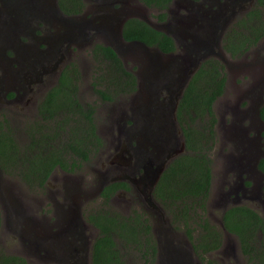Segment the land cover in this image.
I'll return each instance as SVG.
<instances>
[{"label":"rangeland","instance_id":"rangeland-1","mask_svg":"<svg viewBox=\"0 0 264 264\" xmlns=\"http://www.w3.org/2000/svg\"><path fill=\"white\" fill-rule=\"evenodd\" d=\"M31 2L0 0V5L7 10V19L0 18V119L7 121L19 147L26 144L25 132L29 126L40 122L38 106L45 94L57 85L60 74H45L42 81H37L36 71L26 77V72L30 73L29 70L34 68L33 54L37 47L32 44V35L26 33L31 21L14 14ZM127 8L158 29L173 33L178 42L192 41L187 34L190 24L193 25L190 19L172 20L162 25L155 22L157 9L144 6L139 0H130ZM70 19L73 18L66 17L63 35H67L71 22H80L77 18ZM54 29H51L52 33ZM102 34L79 37L77 40L82 43L70 44L66 58L57 69L72 72L77 69L81 104H96L94 119L102 140L101 147L75 172L54 169L41 188L28 186L14 171L4 173L0 169V253L20 256L26 264H90V248L98 230L86 221L85 215L103 208L99 197L102 187L112 180H119L127 183L129 190L117 192L110 199L108 209L123 215L137 210L149 220L157 248L154 264H248L237 238L222 227L224 207L233 203L222 197L225 187L221 189V183L232 161L231 151H241L238 143L248 141L260 147L264 140V121L259 116L264 107V38L241 58H231L225 52L218 56L225 65L226 85L213 104L216 134L211 152L212 186L205 217L220 230L222 245L201 260L192 252L183 230L172 223L167 211L152 198L149 206L141 193L142 187H134L124 180L131 177L126 169L137 145L130 141L131 137L136 136L137 142L139 140L145 146H154L152 136L155 132L151 129L156 128L158 138L170 143L168 150L174 149L175 144L182 145L181 130L175 118V101L165 106L161 96H157L165 93L162 85L168 90L181 85L170 76L176 68L168 65V59L153 48L143 50L135 45L123 46L117 54L124 68L135 75L136 90L123 95L122 103L120 99L99 103L94 93L99 65L93 59L91 49L96 44L112 46V37L109 35L108 38L105 32ZM87 36L89 41L84 42ZM16 52L20 54L19 60ZM49 75H53L52 81H47ZM12 76L26 83L20 81L17 85ZM125 103L127 109L122 106ZM49 128L50 124L46 123L44 133L49 132ZM141 157L144 160L148 154L142 151ZM149 159L154 161L153 156ZM122 253L127 264H142L135 252L128 249Z\"/></svg>","mask_w":264,"mask_h":264},{"label":"trees","instance_id":"trees-1","mask_svg":"<svg viewBox=\"0 0 264 264\" xmlns=\"http://www.w3.org/2000/svg\"><path fill=\"white\" fill-rule=\"evenodd\" d=\"M140 1L158 9L170 4V0ZM79 6L80 0H66V13H78ZM164 18V13L159 15V20ZM121 35L125 41H139L164 53L175 49L169 35L140 19H128ZM263 38L264 0H255L228 27L222 48L231 58L240 57ZM94 46L91 54L99 65L94 91L97 98L114 101L119 94L135 92L136 77L124 68L116 52L103 44ZM79 82L77 69L61 71L57 85L38 106L40 122L32 123L25 132L28 139L24 147L18 146L7 121L0 119V169L4 173L14 171L28 186L41 188L54 169L74 172L100 149L102 140L94 119L96 104H81ZM224 86V68L216 58L204 60L192 74L175 108L184 151L168 162L151 191V198L183 230L192 252L201 260L222 245V234L205 217V211L212 185L211 152L216 134L213 104ZM46 123L50 128L44 133ZM120 189L127 191L129 186L124 181L103 186L99 193L103 208L85 215L86 221L98 230L90 250V264H127L122 250L128 249L139 256L142 264H154L157 248L149 220L137 210L123 215L108 209L110 199ZM221 223L227 233L237 237L248 264H264V220L258 214L231 206L222 213ZM0 264L26 261L1 252Z\"/></svg>","mask_w":264,"mask_h":264},{"label":"flooded vegetation","instance_id":"flooded-vegetation-1","mask_svg":"<svg viewBox=\"0 0 264 264\" xmlns=\"http://www.w3.org/2000/svg\"><path fill=\"white\" fill-rule=\"evenodd\" d=\"M80 1L81 6L77 7V10L79 11L78 13H66V0H32V2L21 12H16L14 14L15 17L19 16L18 18L20 19L27 18L31 21L30 30H27L26 33L32 35V44L37 47V51L33 54L34 60H36V62H34V68L29 70L30 73L26 72V77H30L32 73L36 71L37 75H39L37 81H42V77H44L43 75L45 74L61 73V70L57 69L60 64L62 65L63 60L66 58V49L69 48L70 44L82 43L77 39L87 34L94 35L99 32L101 35L102 32H105L108 38H110V35L112 37L110 38L112 41L110 42L112 45L110 47L116 52V54L119 49H122L123 46L125 47L130 43L131 45L134 44L141 46L143 50H147L140 42L134 40L125 41L121 35L122 28L128 19H140L152 28L169 35L174 41L175 49L168 53L161 52L156 47H148V49H155L158 53L168 59V65H173V67L176 68V71L172 72L170 76L176 83L183 84L182 86L179 85L173 87L170 90L162 85V89L165 93H158L157 96H161L162 103L167 104L165 106L170 105L172 100L175 101L174 105L177 104L192 74L207 58H216L223 65L225 72L224 62L219 59L222 52H225L222 48V40L225 37L228 27L237 18L236 15L240 12L243 14L248 11L255 2V0H170L168 8H154L158 11V15H156L155 19V22L158 24L165 25L171 23L172 20H186L187 18L193 21V25L190 24L187 30V34L191 37L192 41L188 42L183 40L178 42L173 33L158 29V27L148 23L147 20L137 16L133 11L129 10L127 7L130 0ZM139 2L141 1L139 0ZM69 7L71 6L69 5L68 8ZM6 12V8H3L0 5L1 19H7ZM163 13L166 14L164 20H159V15ZM66 17L73 19L77 18L76 20L79 19L80 22H71L67 35H63L65 31L64 22H66ZM73 19H70V21ZM17 27L18 25L15 29H17ZM54 27L56 29H54ZM51 29H54L53 33L51 32ZM61 29H63L62 33L60 31ZM88 41L89 39L87 36V41L84 42ZM260 41L261 40H259L257 44ZM42 46L45 47L40 49ZM251 49H249L244 55L235 57L234 59L245 56ZM211 53H213V55H209ZM17 56L19 60L20 54H17ZM47 77V81H52L53 75ZM58 77L59 75L57 76V82ZM12 79L17 85H20V81L26 83L19 77L12 76ZM159 79L160 77L158 80ZM123 95L127 94H119L115 99H120V103H122L124 100ZM99 103H102V101L99 100ZM122 106L124 109L128 108L126 103ZM259 116L260 119L264 121V107L260 109ZM112 121H115V119L112 118ZM151 130L155 131V128H152ZM126 138L128 139V137ZM181 139V146L178 144L174 145L179 146L177 152L172 151L167 154V152L172 149L171 148L167 151V148L170 146V143H167L163 151L156 155L153 146H145L142 144V149H139L140 146L138 143H140V141L138 140L137 142L136 136L131 137L130 141L137 145L133 150L132 161L128 165L126 171H128L131 176H138L140 174L142 171L141 166L143 165L141 157L142 151L148 154V158L153 156L154 161L151 163V168H154L160 161L164 162L165 167L172 158L184 151L182 132ZM238 145L241 151H231L232 161L229 163L228 171L225 174L226 178H224L221 183V189L225 187L222 197L227 200L231 199L233 203L225 206L224 210L231 206H242L254 211L264 220V140L260 147H258L257 144L253 145L248 141L246 143H238ZM254 154L256 155L253 156ZM121 190L123 189H120V191ZM259 202H262L260 206L258 205ZM88 249L86 253L88 252ZM75 252L79 253L78 250H75Z\"/></svg>","mask_w":264,"mask_h":264},{"label":"water","instance_id":"water-1","mask_svg":"<svg viewBox=\"0 0 264 264\" xmlns=\"http://www.w3.org/2000/svg\"><path fill=\"white\" fill-rule=\"evenodd\" d=\"M139 42V41H138ZM141 45H143L144 47H146L145 49H148V46H146L144 43L140 42ZM131 45L128 44L126 45L124 48H126L127 46ZM134 45V44H133ZM138 47V45H135ZM141 47V46H139ZM178 84V83H177ZM183 84H181L182 86ZM155 134H153L152 136V142L155 143L154 150L156 151V155L161 153L163 151V149L166 147L167 142L165 140H163L161 137L158 138L157 135V129L155 128ZM139 149H142V143H140L139 145ZM178 146H174V149L168 151L167 149V154H169L170 152H177L178 150ZM151 163L152 161L149 158H144L143 160V165H142V172L138 175V176H131V177H125V179H127L129 181L130 184H132L134 187H142L141 193L144 195L146 202L151 203V196H150V192L152 190V188L154 187L155 183L157 182L160 173L163 170L164 167V162L160 161L159 163H157L155 165L154 168H151ZM150 206V205H149Z\"/></svg>","mask_w":264,"mask_h":264},{"label":"clouds","instance_id":"clouds-1","mask_svg":"<svg viewBox=\"0 0 264 264\" xmlns=\"http://www.w3.org/2000/svg\"><path fill=\"white\" fill-rule=\"evenodd\" d=\"M106 102H112V101H106ZM102 103H104L103 101H102ZM93 104H95V103H93ZM142 161H143V159H142ZM84 163V162H83ZM142 167V166H141ZM77 171V170H76ZM75 172V171H74ZM142 172V171H141ZM140 172V173H141ZM69 173H72V172H69ZM116 181H119V180H112V182H116ZM120 191V190H119ZM119 191H117V192H119ZM152 191V190H151ZM91 247H92V245H91ZM90 250H91V248H90Z\"/></svg>","mask_w":264,"mask_h":264}]
</instances>
